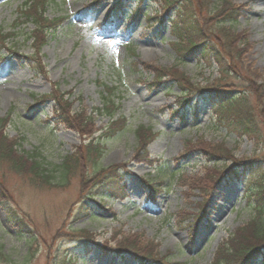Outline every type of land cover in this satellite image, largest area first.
I'll return each instance as SVG.
<instances>
[{
	"label": "rangeland",
	"instance_id": "1",
	"mask_svg": "<svg viewBox=\"0 0 264 264\" xmlns=\"http://www.w3.org/2000/svg\"><path fill=\"white\" fill-rule=\"evenodd\" d=\"M115 1L0 0V137L15 145L22 164L27 159L24 169L35 161L53 176L41 185L27 171L0 164L2 200L29 231L18 236L4 223L0 208V245L9 259L0 264H139L105 247L123 240L147 244L152 257L162 261L212 264L219 244L253 215L252 195L246 190L262 170L210 186L207 175L225 160L217 155L209 160L204 150L222 146L237 159H256L264 167V124L258 115L253 112L260 138L239 137L215 113L219 99L214 90L183 100L179 85L168 77L154 86L152 69L182 72L190 84L220 87L228 96L243 90L247 77L237 81L214 62L176 54L170 22L180 1L165 8L163 0H145L136 3L138 9L133 0L118 8ZM227 1L239 8L231 32L243 36V67L257 81L264 80V0ZM210 2V9L218 4ZM207 11L200 9L207 28L213 29ZM47 24L53 29L45 28ZM188 38L184 35L182 41ZM30 58L37 66L28 63ZM104 85L118 103L112 119L94 114L101 108ZM61 99L69 117L79 122L75 114L87 116L88 126L55 127L50 119ZM250 101L253 106L254 99ZM119 118L124 125L111 137L107 132ZM139 127L152 135L144 147L148 162H141L136 152ZM95 141L105 146L97 168L124 167L127 199L104 198L101 206L98 197L89 201V179L96 167L83 160L62 177L65 157ZM147 182L157 189L153 199L147 195Z\"/></svg>",
	"mask_w": 264,
	"mask_h": 264
},
{
	"label": "trees",
	"instance_id": "2",
	"mask_svg": "<svg viewBox=\"0 0 264 264\" xmlns=\"http://www.w3.org/2000/svg\"><path fill=\"white\" fill-rule=\"evenodd\" d=\"M48 1L49 0H47V2ZM116 1L114 6L118 8L124 0ZM142 1L145 0H133V2L135 4L138 3V5ZM177 1H180V3L177 4L179 6V13L176 15V19L170 22L171 34L177 39V44H172L173 47H176V54L183 57H197L205 64L214 62L218 65L222 74L227 76L233 74L235 79L245 74L247 77V84L245 86L241 84L243 90H239L234 95L228 96L220 91V87L214 88L212 86L214 88L212 89L210 86H205L204 88H200L197 85L190 84L189 79L186 78L182 72L179 73L176 70L164 71L160 68H154L152 69L154 73L153 85L159 87L162 84V79L168 77L169 80L179 85L183 100L187 99L186 97H190L193 93H202L201 91L210 92L214 90L217 94V99H219V102L215 104L218 105L215 108V113L220 115V119H222L220 121L222 123L225 122L228 130L234 131L239 137H249L257 141L260 138V134L258 135V123L254 120L253 112L258 115L260 122L264 124V80L257 81L256 79L259 78H257L254 73H249L248 68H244L241 62L246 47L243 42L244 40L242 41L243 36H238L231 32V25L235 23L238 18L239 8L231 5L227 0H217L218 4H215L213 9L209 8L211 3L210 0H163V6L168 8ZM193 2H195L199 12L195 11ZM205 2H207V4ZM138 5L136 4L137 9ZM201 8L208 10L207 12L210 14V16H208L210 18L208 22L213 23V29L207 28V24L202 19V14L200 13ZM111 11H113L112 8ZM37 24L39 25V23ZM46 27L48 30L53 29L52 26L48 24L45 28ZM43 28L44 27H42V29ZM207 29L209 32L206 31ZM184 35L189 37L186 42L182 41V36ZM28 63L37 66L35 58H30ZM236 67H241V71H238V69L236 70ZM239 79L241 78H238L237 81H239ZM103 90L104 92H102L100 96L102 103L101 108L96 109L94 114L96 116L112 119L119 110L118 103L115 102L114 93L111 91V88L104 85ZM250 97L254 99L255 104H253V106L250 104ZM61 102L62 103L57 102L56 114L54 118L50 119V122L55 127L61 124L67 127L72 126L71 124L75 125V123L77 126H88L87 122H89V118L87 116L78 113L75 114L73 118H78L79 122H76L78 120H72V118L69 117V107L62 99ZM38 103L37 101L35 102V104ZM33 108L32 105L29 106V110ZM229 113H231L232 116H227ZM122 120V118H119L112 122L111 128L107 132L109 136L113 137L117 131L122 129L124 125ZM3 122L2 120L0 121V132ZM135 132L137 136L136 152L140 156L138 157L142 160L141 162H148V156L145 158L144 147L147 140L150 139L152 135L148 129L141 127ZM14 146L15 145L10 144V142L6 140L5 136L0 137V164L8 162L13 170L17 172L27 171L30 173L32 182L39 179L41 185L48 184L53 176L49 174L47 170L41 168L40 164H37L35 161L30 162L33 163V165H29L27 170L24 169L23 167L26 166L27 159H23L22 164V156L18 155L17 157L13 149ZM104 148L103 142L95 141L94 143L87 144L85 147H81L77 155L65 157L62 164L64 168L62 177H65L68 174L67 171H70V169L78 163L80 164L82 160L96 167L103 156ZM222 149V146H217L214 152L210 153L204 150L206 158L209 160L214 159L216 155L224 157L225 160V165L222 168L215 169L214 172L207 175L206 184H210L211 186L221 180H239L245 173L250 171L253 172L256 169L262 170V172L260 176H258L255 184L249 186L246 190L249 197L252 195V217L246 224L237 228L227 239L219 244L214 254L212 264H264V167L260 161L256 159H237L231 155L230 152L222 151ZM226 161L230 162V166L226 165ZM122 171H124V167L120 166L94 168L93 175L89 179L92 183L91 189H93L94 192H89L92 197L86 198L94 202V197H98V205L100 206L104 198H112L119 201L127 199L126 184ZM1 185L0 183V208L4 212V223L13 228L18 236L23 237L24 235H28L29 231L24 219L13 210L7 201L2 200L5 192ZM145 185L148 197L153 199L157 189L149 182L145 183ZM206 189H209V187ZM84 211H87L86 207H84ZM87 237L88 236H83L87 241L94 242V239ZM127 241L128 242L123 240L114 247H109L105 244V247L115 255L130 256L139 261V264H145L147 262L176 264L152 257L153 249L147 246V244H143L136 240ZM258 259L260 260L257 262ZM0 261H9L8 257L3 254L1 245Z\"/></svg>",
	"mask_w": 264,
	"mask_h": 264
}]
</instances>
